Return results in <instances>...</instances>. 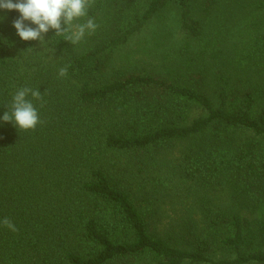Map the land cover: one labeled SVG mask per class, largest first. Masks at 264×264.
I'll return each mask as SVG.
<instances>
[{"label": "trees", "instance_id": "16d2710c", "mask_svg": "<svg viewBox=\"0 0 264 264\" xmlns=\"http://www.w3.org/2000/svg\"><path fill=\"white\" fill-rule=\"evenodd\" d=\"M0 17V117L43 96L0 120V264H264V0H95L44 48Z\"/></svg>", "mask_w": 264, "mask_h": 264}, {"label": "clouds", "instance_id": "9594fccd", "mask_svg": "<svg viewBox=\"0 0 264 264\" xmlns=\"http://www.w3.org/2000/svg\"><path fill=\"white\" fill-rule=\"evenodd\" d=\"M94 3L95 0H15V2L0 0V10L19 13V17L13 20L12 26L21 41H39L40 46L44 48L50 41H45V35L53 30L54 36L63 37L66 42L75 46L80 44L86 36L95 34L99 28L93 18L80 22L88 17V10ZM0 19L3 18L0 17ZM68 67L65 65L59 69V78L67 76ZM29 95L31 100L28 99ZM33 100H43L39 89L22 87L16 90L10 105L7 106V111L0 120L11 123L21 131L34 130L41 120ZM2 223L13 232L18 230L7 217L2 220Z\"/></svg>", "mask_w": 264, "mask_h": 264}, {"label": "rangeland", "instance_id": "374dc122", "mask_svg": "<svg viewBox=\"0 0 264 264\" xmlns=\"http://www.w3.org/2000/svg\"><path fill=\"white\" fill-rule=\"evenodd\" d=\"M80 22H81V21H80ZM214 26H218V24L215 23ZM170 32H171V31H170L168 28H166V34H167V36L169 35ZM172 32L175 33L176 30L172 29ZM216 32H217V31H216ZM143 35H144L145 37H146V36L150 37V35L148 34L147 31H145ZM178 35H179V34H177V32H176L175 35H174L175 37L170 38V39H169L168 41H166V42L169 43V42L173 41V39L175 40V39L178 37ZM134 42H135V41H134ZM159 48L161 49L162 46H159Z\"/></svg>", "mask_w": 264, "mask_h": 264}]
</instances>
